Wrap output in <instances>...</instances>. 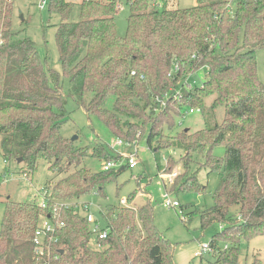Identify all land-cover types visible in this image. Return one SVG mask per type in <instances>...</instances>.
<instances>
[{"label": "trees", "instance_id": "trees-1", "mask_svg": "<svg viewBox=\"0 0 264 264\" xmlns=\"http://www.w3.org/2000/svg\"><path fill=\"white\" fill-rule=\"evenodd\" d=\"M154 1L127 0L131 14L126 35L121 36L115 20L118 0H51L50 13L62 18L56 40L63 74L75 85L79 105L89 115L100 116L124 142L136 139L141 123L133 120L148 118V144L155 151L162 149L159 128L165 122L174 129L183 107L202 109L205 99L214 96L213 107L225 108L221 123L183 130L178 147L185 152L187 171L197 156L210 171H218L214 204L196 211L203 227L222 224L210 242L212 252L228 253L229 258L235 251L237 264L241 240L264 234V83L257 68V52H264V0H237L234 5L233 0H196L192 7L173 9ZM76 9L78 20L72 18ZM14 11V0H0V148L6 160L21 158L30 172L45 158L50 170L66 173L87 154L61 133L67 111L60 73L47 71L34 41L13 30ZM202 67L208 78L201 87L194 89L183 81ZM177 85L187 87L188 93L183 87L176 91ZM111 95L113 109L104 105ZM171 107L174 113L164 116ZM218 144L226 147L224 158L213 153ZM107 151L101 142L94 155ZM122 167L119 171L126 169ZM112 170L95 173L78 167L56 183L49 182V208L102 192L114 177ZM176 182L172 191L206 190L194 173L180 175ZM38 202L5 201L0 264H174L171 243L155 224L150 199L111 209L105 216L109 235L98 238V248L91 246L90 222L72 207L62 206L57 239L47 242L42 256L34 241L44 213ZM260 260L255 258L253 264Z\"/></svg>", "mask_w": 264, "mask_h": 264}, {"label": "rangeland", "instance_id": "rangeland-1", "mask_svg": "<svg viewBox=\"0 0 264 264\" xmlns=\"http://www.w3.org/2000/svg\"><path fill=\"white\" fill-rule=\"evenodd\" d=\"M118 1L119 7L115 14V20L119 34L125 36L131 9L127 0ZM40 2L41 0H14L15 11L12 28L18 32L20 38L29 37L34 41L47 71L52 69L60 73L58 83L64 93V105L67 111V120L61 127V133L70 138L77 136L75 141L87 155L83 157L79 166L75 164L68 166L66 173L60 174L50 170L49 162L45 158L39 160L36 171L30 172L22 160L18 161L19 159L14 156L6 160L0 148V230L5 201L8 198L20 202L34 201L35 199L39 201L44 192L43 188L49 182L56 183L57 180L75 171L78 167H86L95 173L101 172L104 169V164L111 160L117 162V166L112 170L115 173L114 177L106 181L102 192L93 191L80 198V203L89 205L88 211L79 208L81 215L90 212L99 220L101 226L105 227V216L109 215L110 210L114 207L139 206L150 199L154 206L155 224L171 243L174 264H234L232 256L236 255L235 251L229 258H226L228 253L220 256L219 253L214 254L210 250L203 252L202 256H196V252L201 251V246L210 243L214 235L222 228L220 223L203 227L201 218L196 211V208L203 210L214 204V193L219 186L220 175L218 171H210L209 167L202 164L204 162L202 156H197L187 171L182 161L185 152L178 147L179 135L183 130L196 131L221 123L225 117V108L223 106L213 107L214 96H208L205 99L202 109L196 108L190 111L189 107H183L184 115L175 117L174 129L169 128L165 122L159 128L163 129L159 142L162 149L159 151L153 150L148 144L150 129V124L146 123L148 118L142 122L140 118L133 120L136 123H141L136 139L124 142L116 136L100 116L89 115L79 105L75 85L71 83L68 76L63 74V67L59 60L60 51L56 32L62 18L58 14L50 13L48 5L41 9ZM178 2V7L182 8L197 4L196 0H179ZM236 2L237 0H233V5ZM72 18L79 19L78 9L75 10ZM257 68L258 76L264 83V52L262 50L257 52ZM207 78V69L202 67L193 70L183 81L188 83L186 81L188 79L191 87L195 89L197 86L201 87ZM76 83L80 88V80ZM182 87L186 95L188 90L183 85H177L176 91L181 92ZM85 98L89 100L90 95L86 94ZM114 99L112 95L107 97L104 102L105 107L113 109ZM177 107L178 105L175 106V108ZM175 108L171 107L164 116L168 117L167 114H173ZM153 117H157V115L153 114ZM120 140L123 143H120ZM101 142L106 144L108 151L101 152L100 157L94 155V150L97 146L99 147ZM213 153L219 158H224L225 145H216ZM131 154H136L138 158L134 168L127 165L128 157ZM122 166H126V169L119 171ZM192 173L196 174L200 184L206 187L205 191L196 189L176 191V188L172 191L180 175ZM166 190L170 192L173 199L180 202V206L170 208L164 205ZM131 195L133 197L129 199ZM121 198L129 199L127 204H122ZM193 209L196 214L191 217L189 212ZM233 212L237 214L238 208L233 207ZM220 244L222 247L225 245L223 242ZM91 246L99 247L97 234H92ZM257 257L261 258L260 263L264 264V234L249 240H241L237 264H253Z\"/></svg>", "mask_w": 264, "mask_h": 264}, {"label": "built area", "instance_id": "built-area-1", "mask_svg": "<svg viewBox=\"0 0 264 264\" xmlns=\"http://www.w3.org/2000/svg\"><path fill=\"white\" fill-rule=\"evenodd\" d=\"M51 0H41L39 7L41 9L45 8L46 5H48L50 3ZM68 1H72V2H81L83 0H68ZM179 0H155L154 3H160L161 5L164 3H166L167 7L169 9H173V8H178L179 6ZM178 68V67H177ZM186 81H189L188 79ZM189 85L191 86V84L189 83ZM163 104V106L166 105L165 100H160ZM195 110L194 108H191L190 111ZM120 143H123L122 140H120ZM138 162V158L136 156V154H131L128 157V163L127 165L130 168H134L137 165ZM117 166V162H113V161H107L104 164V169L105 170H109L112 169L114 167ZM27 175V174H26ZM43 194L41 196V199L39 200V204L41 205V207L44 209V213L40 215V220L37 226V229L35 231V236H34V241H35V246H36V252L38 253L39 256L44 255L45 253V246L47 244L48 241L51 240H56L57 238L54 237L56 231H57V227L59 225H62L61 221H60V208L62 206H66V207H72L74 209V211L79 212V208H82L83 210L85 209V211L89 210V205L86 203H80L78 202H71V203H66V204H55L54 207L49 208V195H50V190L47 187L43 188ZM165 200H164V205L166 207H178L180 206V202L176 199H173L171 197V194L168 190H166L165 192ZM120 202L122 204H127L128 199L127 198H121ZM83 216L90 222L91 224V230H92V234H97L99 239H105L108 237L109 235V231L110 228L108 227L107 223L105 227H102L99 220L90 212H88L87 214H83ZM184 216V215H183ZM228 245H226L225 247H227ZM210 250L211 252L213 251L212 246L210 245V243H205L201 246V251L200 252H196V256H202L203 252ZM50 254V252H48ZM48 254V255H49ZM40 258V257H39ZM50 262H46L44 264H49Z\"/></svg>", "mask_w": 264, "mask_h": 264}, {"label": "water", "instance_id": "water-1", "mask_svg": "<svg viewBox=\"0 0 264 264\" xmlns=\"http://www.w3.org/2000/svg\"><path fill=\"white\" fill-rule=\"evenodd\" d=\"M186 130H188V129H186ZM77 138V136H74L72 139H76ZM22 159L20 158L18 161H21ZM123 167H121V169H122ZM62 252H63V250H62Z\"/></svg>", "mask_w": 264, "mask_h": 264}]
</instances>
